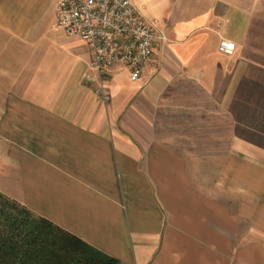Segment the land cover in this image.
<instances>
[{
    "label": "crops",
    "instance_id": "obj_1",
    "mask_svg": "<svg viewBox=\"0 0 264 264\" xmlns=\"http://www.w3.org/2000/svg\"><path fill=\"white\" fill-rule=\"evenodd\" d=\"M133 2L165 38L103 104L55 0H0V193L119 264H264V0Z\"/></svg>",
    "mask_w": 264,
    "mask_h": 264
},
{
    "label": "built area",
    "instance_id": "obj_2",
    "mask_svg": "<svg viewBox=\"0 0 264 264\" xmlns=\"http://www.w3.org/2000/svg\"><path fill=\"white\" fill-rule=\"evenodd\" d=\"M55 23L67 36L78 37L87 46L90 68L96 75L95 93L106 104L108 90L105 70L117 64L129 68V79L137 80L151 58L158 36L154 22H146L138 14L133 0H55ZM235 44L225 38L218 50L232 54ZM89 78V77H88Z\"/></svg>",
    "mask_w": 264,
    "mask_h": 264
},
{
    "label": "trees",
    "instance_id": "obj_3",
    "mask_svg": "<svg viewBox=\"0 0 264 264\" xmlns=\"http://www.w3.org/2000/svg\"><path fill=\"white\" fill-rule=\"evenodd\" d=\"M0 264H119L0 193Z\"/></svg>",
    "mask_w": 264,
    "mask_h": 264
}]
</instances>
